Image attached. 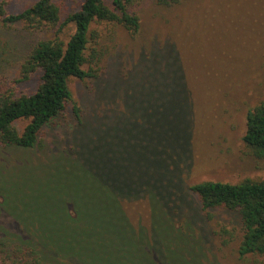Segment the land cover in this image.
Wrapping results in <instances>:
<instances>
[{"label":"rangeland","instance_id":"1","mask_svg":"<svg viewBox=\"0 0 264 264\" xmlns=\"http://www.w3.org/2000/svg\"><path fill=\"white\" fill-rule=\"evenodd\" d=\"M36 1L10 0L7 12L18 14ZM81 1L58 0L64 18ZM135 12L141 22L136 35L119 24L94 25L100 37L91 43L88 56L93 48L96 60L85 68H93L97 76L71 81L74 101L45 128L39 151L0 148V158L5 152L11 166L30 160L34 167L60 151L85 157L97 146L98 161L103 164L117 149L127 156L139 147L143 157V131L137 127L149 110L141 103L159 75L165 85L168 75L177 78L184 88L181 103L174 83L170 91L160 87L158 94L161 110L178 89L172 109L180 107L175 114H179V124L185 122L175 130L177 141L160 144V211L166 222L157 220L160 228L156 226L154 237L149 202H125L130 221L144 233L138 241L124 239L112 251L128 258L127 251L154 249L152 259L160 264H200L198 251L204 264H261L258 256L239 255L240 216L216 209L209 217L190 187L204 181L235 184L264 177V160L254 157L244 142L248 114L264 102V0H183L170 7L143 0ZM73 31L74 26L67 29L65 38ZM48 36V32H29L22 24L6 25L0 19V89L16 87L26 94L37 89L41 73L28 82L15 83L29 49ZM74 105L80 109L79 117ZM28 123L23 120L17 126L23 131ZM167 127L174 129L172 121ZM1 216V223L10 227L11 218L5 213ZM110 259L115 261L116 256Z\"/></svg>","mask_w":264,"mask_h":264},{"label":"trees","instance_id":"2","mask_svg":"<svg viewBox=\"0 0 264 264\" xmlns=\"http://www.w3.org/2000/svg\"><path fill=\"white\" fill-rule=\"evenodd\" d=\"M142 1L82 0L77 10L65 18L58 0H37L18 14H8L10 0L0 3V19L4 24H22L29 32L49 34L29 49L20 67V79L15 83L28 82L34 74L41 73L37 89L31 94L19 93L16 87L0 89L1 149L39 151L45 128L74 101L71 81L97 76L93 68H85L97 55L92 48L94 53L88 56L91 43L100 37L94 25L119 24L136 35L141 22L135 8ZM156 1L170 7L183 0ZM72 26L73 33L65 38L66 30ZM173 83L180 90L177 97L181 103L184 88L179 79L169 75L166 85L160 83L159 75L141 103L149 110L141 125H137L143 131L140 138L145 143L143 157L139 147L132 148L127 156L117 149L113 158L109 157L103 164L99 163L97 146L85 157L70 150L60 151L33 167L30 160L11 166L6 153H1L0 264H160L152 259L153 248L127 251L128 258L112 250L124 239L138 241L144 233L130 221L125 202L131 199L149 202L154 237L158 233L156 226L160 228L157 220L166 222L160 211V151L163 150L160 144L169 139L177 141L175 130L185 122L179 124V114H175L180 107L176 111L172 109L178 89L161 110L158 94L160 87L170 91ZM136 104L143 107L138 106L139 102ZM73 108L79 117L80 109L76 105ZM23 120L29 123L20 131L17 124ZM170 121L174 129H168ZM244 142L254 157L264 160V102L250 110ZM190 190L199 196L209 217L216 209L237 213L243 231L239 255L258 256L264 264V177L246 178L235 184L204 181L192 185ZM103 197L105 200L100 201ZM3 213L13 221L10 227L7 222L1 223ZM197 255L199 263L204 264L199 251ZM113 256L115 261L110 259Z\"/></svg>","mask_w":264,"mask_h":264}]
</instances>
